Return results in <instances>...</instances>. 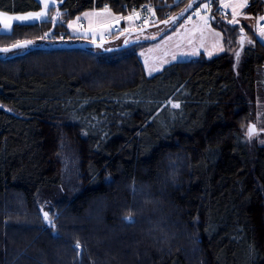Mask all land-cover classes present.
I'll use <instances>...</instances> for the list:
<instances>
[{
    "label": "trees",
    "instance_id": "1",
    "mask_svg": "<svg viewBox=\"0 0 264 264\" xmlns=\"http://www.w3.org/2000/svg\"><path fill=\"white\" fill-rule=\"evenodd\" d=\"M203 1L154 14L170 21ZM165 2L60 0L50 18L0 32V48L32 41L0 53V264H264V145L249 150L243 133L264 46L244 47L238 72L233 51L147 76L139 43L63 45L91 42L66 25L81 12L107 6L125 15ZM261 6L250 0L248 12ZM41 7L0 0L8 13ZM57 10L64 21L53 22ZM212 22L238 45L235 24ZM70 157L76 192L57 197ZM45 194L55 199L50 225L37 202ZM148 232L155 242L143 241Z\"/></svg>",
    "mask_w": 264,
    "mask_h": 264
},
{
    "label": "crops",
    "instance_id": "2",
    "mask_svg": "<svg viewBox=\"0 0 264 264\" xmlns=\"http://www.w3.org/2000/svg\"><path fill=\"white\" fill-rule=\"evenodd\" d=\"M39 1L41 2V0ZM59 1L60 0H55V3H53L52 0H49V9L53 6L58 8ZM165 1L166 2L164 4H161L164 8L169 5H178L182 0ZM258 2L262 5L261 10L255 13H249L248 7L250 5V0H246V2L245 0H224L223 3L221 2V0H217V5L228 12L229 16L227 19L229 21L233 19L232 8L225 7L224 4L244 3V7L237 9L238 15L236 19L239 21V23L235 24L239 28L240 36L241 28H243V34L245 36L244 47L251 46L255 42H258L264 46V38L260 36L259 32V30L261 29L259 27V23L262 21L261 17H264V0H258ZM202 4H207V1L204 0L203 2H201L199 6H197L194 10L195 12L199 11V16H197L196 14L192 15L191 19L183 20L179 23H176V25L174 24L166 29L161 28V31H159L160 28L148 30V34L146 36H135V39H145V41H141V43H139L138 45L137 56L147 76L159 73L166 66L174 63L190 62L200 59L210 60L221 54H232L233 51L234 55L236 54V51L239 47V39L238 45L235 47L233 46V41H227L225 39L224 32L220 28L213 25L212 21L214 20V18L209 16L208 9H204L201 7ZM103 10L104 9H90L81 12L71 19L67 20V27L69 22L76 23L75 28L68 27L69 32L72 35H82L86 40L97 41L103 40L102 35L104 33H106L104 39L106 40L109 38H113L111 34H114V32L117 34H125L126 36V34H131L134 30H136L133 23L134 19L129 14L132 11L125 14L124 19H120L117 21L115 19L116 17L123 16L109 9L111 15L105 13L101 16L91 17L93 26H96L100 21H107L111 23V27L107 30L97 27L95 35H93V32L89 30L90 18L88 16H85V13H102ZM57 12L59 11L57 10ZM77 17H79V20H77ZM128 17H131V19H128ZM201 17L207 19V26H205V22L201 19ZM48 18H50L49 11L48 17H44L43 19L30 20L28 22L33 23L46 20ZM59 21H64V19L60 18ZM28 22L26 21L14 24H27ZM218 23L219 22H217V24ZM144 28L141 29L143 30ZM216 33H219L220 35L217 36ZM122 40L123 38L119 40V43H121ZM130 40H133V38ZM248 41H251V43H249ZM194 49L195 54H193ZM209 52H211L212 54L209 55ZM260 73L261 76L258 87L262 86L264 89V64L260 69Z\"/></svg>",
    "mask_w": 264,
    "mask_h": 264
},
{
    "label": "rangeland",
    "instance_id": "3",
    "mask_svg": "<svg viewBox=\"0 0 264 264\" xmlns=\"http://www.w3.org/2000/svg\"><path fill=\"white\" fill-rule=\"evenodd\" d=\"M148 6L151 7V9L155 8L154 9V12L156 11V8H164L163 5H150V4H148ZM102 9H105V7L102 8ZM108 9H110V8H108ZM41 10H44L46 12V15L44 17H48L49 4H48L47 9H45L44 3H42V7H41L40 10H38V11H31V12H40ZM110 10H112V9H110ZM0 12H4V11H0ZM4 13H7L10 16H16V15H24V14L29 13V12H26V13H8V12H4ZM131 13H129V14L134 19V22H133L134 23V27L136 29L137 28L138 29H141V28H144V27L145 28L143 30H140L136 34H130V38L129 39H132V38L135 39V36L136 35H139V36L145 35L146 36L148 34V30L158 29V28H161V27L162 28H168V27L172 26L170 24H163L162 23V20L159 17H157V14H155L156 15V18L147 20V22L145 24L141 25V26H136L135 23H136V20H137V18H136L137 14L135 13V10H133ZM195 13L193 12L191 14V16L192 15H195ZM187 14H185L183 17L187 16ZM121 16L124 17L123 14ZM167 16H168V14H167ZM44 17H42L40 19H43ZM57 19L58 18H56V20ZM184 20H187V19L184 18ZM179 22H181V21L180 20L176 21V23H179ZM14 23H19V21H13L12 22V26H13ZM28 23H32V22H28ZM176 23H175V25H176ZM11 29L12 28L5 29L3 27V25L0 24V32H2V33H8ZM159 31H161V30H159ZM155 33H157V32H155ZM105 36H106V33H104L102 35L103 40H97V42H104V41H109V40H112V39H116L117 38V40L114 41L113 43H114V45L115 44H119V40L121 38H124L125 37V34H117V33L114 32V34H111V36L113 38H109V36H108L109 39L104 40L105 39ZM139 40L145 41V39H139ZM87 41H91V40H87ZM12 43H14V42H12ZM15 43H16V41H15ZM110 47H114V46H110ZM23 50H24V48L17 49V50L11 51L8 54H14V53L16 54V53H18L20 51H23ZM55 58L56 57H43L42 60H41L39 58H34L33 57L31 59V61L34 64H38L39 63V65H40V62H44V61L52 62ZM241 58H242V54H240L239 59H237V57H235L236 72H238V68H239V64L238 63H239V61H241L240 60ZM52 66H54V65H52ZM4 67L6 69H10L11 67H13V65H7V66H4ZM247 97H248V99L250 101V106H249L250 107V117L247 118L246 120H244V124H243V130H244V132L243 133H244V136L246 138L247 145L249 146V150H253L254 148H256L257 145H264V89H263V87L262 86L257 87V89H255V91L253 92V94L252 95L249 94ZM3 108L6 109L7 111H10L9 108H7V107H3ZM250 123H253L255 125L256 131H255V134L249 139V137L247 136V132H248L247 130H248V126H249ZM67 148H68V146H67ZM67 159H65V161H63L62 163L64 164V166H63L64 167V172L67 174L68 178L64 175V177H63L64 182L62 184V186H63L62 188H64V190H61V193L59 192L57 194V197H61V198L62 197H71L76 192V190H73L75 184L73 182L69 181L71 178H73V175L70 173V171L73 170L74 163H73L72 157H70V160H67ZM76 180H73V181L76 183ZM42 200H43L42 202L40 200L37 201V202H38L39 210L42 212V215H43V218H44V212H47V213L49 212V207L52 205V203H53V201L55 199L48 200V195L46 196V194H45V198H42ZM50 216L51 215H49V218L51 220V217ZM45 222H46L47 225H50L47 221H45ZM152 228L153 227H150V230H152ZM142 239H143V241H144V239H147V240H151V241H154L155 242V238H150L149 237V232L146 235L144 234L142 236ZM188 243H189V241H188ZM146 244L149 245V243H146ZM187 244L184 245V244H181V242L177 241L176 246L179 247V248H181V247H183L182 245H184L186 247ZM194 254L195 253H193V250H191L190 255L191 256L192 255L194 256ZM141 259H143V258H141Z\"/></svg>",
    "mask_w": 264,
    "mask_h": 264
},
{
    "label": "snow or ice",
    "instance_id": "4",
    "mask_svg": "<svg viewBox=\"0 0 264 264\" xmlns=\"http://www.w3.org/2000/svg\"><path fill=\"white\" fill-rule=\"evenodd\" d=\"M41 2L44 3L45 9H47L48 4H49V0H41ZM52 2L55 3V0H52ZM221 2L223 3L224 0H221ZM245 2H246V0H245ZM191 6H192L191 4L188 5V7H191ZM224 6L232 8L233 19L231 21H229V23H232V24L239 23V21L236 19L237 15H238L237 9L244 7V3L224 4ZM201 7L204 9H209L210 3L209 4H202ZM186 10L187 9H185V11ZM105 13L111 15L107 6L105 7V9L103 10L102 13H85V16H88L90 18L89 19V30H91L93 32V35H95L97 27L100 29H104V30H107L108 28L111 27V23L107 22V21H100L97 23L96 26H93V21H92L91 17L101 16V15H104ZM195 14L197 16L200 15L199 11H197ZM45 15H46V12L44 10H41L40 12H29V13H26L24 15H16V16H10L7 13L0 12V24H2L5 29H9L12 27L13 21L26 22V21H30V20L40 19V18L44 17ZM59 15H60V13L57 12V16H59ZM52 19H53V22H55L56 17L54 16ZM115 19L118 21L120 19H124V17H116ZM128 19H131V17H128ZM175 19H176L175 17L170 18V20H175ZM189 19H191V17H189ZM201 19L204 20L205 26H207V19H205L204 17H201ZM261 19L264 20V17H261ZM77 20H79V17H77ZM169 22H170L169 20L162 21V23H164V24H168ZM68 27L69 28H75L76 23L75 22H69ZM241 32H243V28H241ZM259 32H260V36L262 38H264V27H262L259 30ZM44 35L47 36L48 33H45ZM216 35L219 36L220 34L216 33ZM169 39H171V38H169ZM244 39H245V37L241 36V43L244 42ZM93 42L95 43V41H93ZM248 42L251 43V41H248ZM31 43H32V41H23V42L18 41L15 44L11 45V48H21V47H24L27 44H31ZM0 51L8 52V51H10V48H8V47L0 48ZM193 54H195V49L193 50ZM208 54L211 55L212 53L209 52ZM239 56H240V53L236 52L237 59H239ZM172 107L178 108L179 104H173ZM255 131H256L255 125H249L248 126L247 136L249 137V139L255 134ZM128 219H131V217H128ZM44 220L47 221L49 224L53 223L50 220L49 214L47 212H44ZM77 247H79L78 243H77Z\"/></svg>",
    "mask_w": 264,
    "mask_h": 264
},
{
    "label": "water",
    "instance_id": "5",
    "mask_svg": "<svg viewBox=\"0 0 264 264\" xmlns=\"http://www.w3.org/2000/svg\"><path fill=\"white\" fill-rule=\"evenodd\" d=\"M192 8H188L186 11L182 12V13H179L175 16H172V17H175L176 21L180 20L185 14H187ZM170 21H174V20H170ZM140 30L142 29H136L134 30L131 34H136L138 33ZM241 36H244L243 32H241ZM241 36L239 38V47L237 49L236 52H239L240 54L242 53L243 49H244V42L241 43ZM245 37V36H244ZM130 38V34H126V36L123 38V40L121 41V45H118V46H114V47H110L108 49H104V51H112V50H116V49H122V48H125V47H130V46H133L137 43H140L142 40H139V39H133V40H129ZM116 39H112V40H109L110 42H114L116 41ZM109 41H104V42H78V43H64L63 45L64 46H69V47H74V48H85V47H92V48H103L105 44H107V42ZM245 41V39H244ZM26 47H31V44H27L26 46L24 47H21V48H11V46H9L8 48H10V51L8 52H2L0 51V53H10L11 51H14V50H17V49H22V48H26ZM235 57H236V54H235ZM249 125H254L253 123H250ZM256 129V127H255ZM248 131V130H247Z\"/></svg>",
    "mask_w": 264,
    "mask_h": 264
},
{
    "label": "built area",
    "instance_id": "6",
    "mask_svg": "<svg viewBox=\"0 0 264 264\" xmlns=\"http://www.w3.org/2000/svg\"><path fill=\"white\" fill-rule=\"evenodd\" d=\"M210 3V9L211 11L208 13L210 17H215L216 15H219L220 17L227 18L229 16L228 12L220 8L218 5L215 7L212 6V2L209 1L208 4ZM153 7V6H152ZM154 9H151L148 5L140 4L136 9L135 13L137 14L136 18V26H141L147 22V20L154 19L156 18V15L154 14ZM213 9V10H212ZM57 17V14H56ZM163 18H167V14L162 15ZM259 27L262 28L264 27V20H262L259 23Z\"/></svg>",
    "mask_w": 264,
    "mask_h": 264
},
{
    "label": "bare ground",
    "instance_id": "7",
    "mask_svg": "<svg viewBox=\"0 0 264 264\" xmlns=\"http://www.w3.org/2000/svg\"><path fill=\"white\" fill-rule=\"evenodd\" d=\"M209 1H211L212 2V0H207V4H208V2ZM144 5H148V4H144ZM174 5H169V6H167L168 8H170V7H173ZM212 6L213 7H215L214 5H213V2H212ZM137 8V7H136ZM135 8V9H136ZM134 9V10H135ZM195 9H193L191 12H189L188 14H187V16H185L184 18H186V19H189V17H191L192 18V16H191V14L194 12L195 13V11H194ZM209 11H208V13L211 11V9L209 8L208 9ZM213 10V9H212ZM56 14H57V12L54 14V16L56 17ZM56 18H60V15L59 16H57ZM184 20V19H183ZM172 22H174V21H170V23H172ZM51 37H53V32H51L49 35H48V38H51ZM130 40V39H129ZM91 42H93V41H91ZM95 42H97V41H95ZM141 43V42H140Z\"/></svg>",
    "mask_w": 264,
    "mask_h": 264
}]
</instances>
